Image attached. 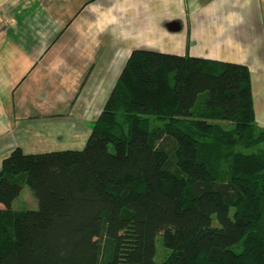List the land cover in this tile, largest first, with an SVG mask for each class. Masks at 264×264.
<instances>
[{
    "label": "trees",
    "instance_id": "trees-1",
    "mask_svg": "<svg viewBox=\"0 0 264 264\" xmlns=\"http://www.w3.org/2000/svg\"><path fill=\"white\" fill-rule=\"evenodd\" d=\"M262 143L245 64L134 49L81 149L2 160L0 264H264Z\"/></svg>",
    "mask_w": 264,
    "mask_h": 264
},
{
    "label": "crops",
    "instance_id": "crops-1",
    "mask_svg": "<svg viewBox=\"0 0 264 264\" xmlns=\"http://www.w3.org/2000/svg\"><path fill=\"white\" fill-rule=\"evenodd\" d=\"M138 48L245 64L258 123L264 0H0V167L81 149Z\"/></svg>",
    "mask_w": 264,
    "mask_h": 264
},
{
    "label": "rangeland",
    "instance_id": "rangeland-1",
    "mask_svg": "<svg viewBox=\"0 0 264 264\" xmlns=\"http://www.w3.org/2000/svg\"><path fill=\"white\" fill-rule=\"evenodd\" d=\"M256 108H257L256 109V112H257L256 119L258 122L256 123V125L258 128H263V127H259L258 124H260L264 120V111H263L264 109L263 107L260 106V102L256 103ZM261 145L264 146V143H262ZM0 206L2 207L3 205L0 203ZM12 207L14 209H35L37 208V200L34 197L31 191V188L27 183H25L22 186L20 194L12 203ZM155 244H156V254H155L154 260L159 264L166 257L168 250L163 245L161 236L159 234L156 236ZM124 247L126 249H130V248H133V245L125 244Z\"/></svg>",
    "mask_w": 264,
    "mask_h": 264
}]
</instances>
